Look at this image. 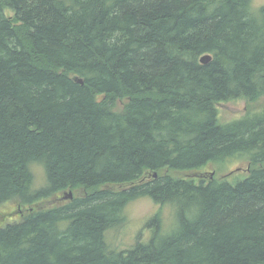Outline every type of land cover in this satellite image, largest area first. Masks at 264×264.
Returning <instances> with one entry per match:
<instances>
[{"label": "trees", "instance_id": "trees-1", "mask_svg": "<svg viewBox=\"0 0 264 264\" xmlns=\"http://www.w3.org/2000/svg\"><path fill=\"white\" fill-rule=\"evenodd\" d=\"M263 94L253 0H0V205L29 207L0 225V264L264 263V107L219 105ZM143 196L174 225L157 210L120 249L109 230Z\"/></svg>", "mask_w": 264, "mask_h": 264}, {"label": "rangeland", "instance_id": "rangeland-1", "mask_svg": "<svg viewBox=\"0 0 264 264\" xmlns=\"http://www.w3.org/2000/svg\"><path fill=\"white\" fill-rule=\"evenodd\" d=\"M253 5L255 7L262 6L264 5V0H253ZM7 14L14 17L13 12L10 10H7ZM219 105L222 120H231L245 115L250 110H257L264 107V94L261 95L259 99L255 100H250L248 98H238L236 100H229L220 103ZM215 167L217 168L215 164L211 163L205 169L184 172L182 175H188L190 177L205 176V179H207L210 178L211 174L216 172ZM248 167L249 163L246 159L230 161L229 163L224 164L223 168L225 170L223 169L222 171H219L218 175L222 176L233 170L232 172H234V174H242L236 177L242 178L247 175ZM38 169L41 170L40 168ZM38 169L36 168L35 171L37 186H39L40 179L42 177V174L38 172ZM126 186L127 185H110V187L116 189L124 188ZM70 193L72 194V197H75L73 191H69L67 193L65 192L63 196L55 199L54 203L60 202L62 200V202L68 200L66 198H69ZM47 202L48 201H43L41 205L47 206ZM50 203L52 202L49 201V204ZM28 209L29 207L21 206L12 202L0 205V225H4L6 222L12 220H18L20 218V214H24ZM157 210H161V213L164 216L163 220H165V231H169L174 225V218L172 221V212L170 206L162 205L160 208V206L156 204L150 197H138L134 200H131L125 207V219H122L123 221H121L123 224L109 230L108 237L111 243L118 245L120 249H127L137 242L147 243L152 235L151 228L149 225H147V221Z\"/></svg>", "mask_w": 264, "mask_h": 264}, {"label": "water", "instance_id": "water-1", "mask_svg": "<svg viewBox=\"0 0 264 264\" xmlns=\"http://www.w3.org/2000/svg\"><path fill=\"white\" fill-rule=\"evenodd\" d=\"M209 60H210V55H205L201 58V61H203V62H207ZM75 79H76V81L83 83V80L81 78L75 77ZM155 175H157L156 172H155ZM259 264H264V263H259Z\"/></svg>", "mask_w": 264, "mask_h": 264}, {"label": "bare ground", "instance_id": "bare-ground-1", "mask_svg": "<svg viewBox=\"0 0 264 264\" xmlns=\"http://www.w3.org/2000/svg\"><path fill=\"white\" fill-rule=\"evenodd\" d=\"M79 78V77H78ZM155 175V173H154ZM155 177H157V175H155ZM67 193V192H66ZM70 195V194H69ZM66 196V195H65ZM66 199H72V194L69 196V198H66Z\"/></svg>", "mask_w": 264, "mask_h": 264}, {"label": "flooded vegetation", "instance_id": "flooded-vegetation-1", "mask_svg": "<svg viewBox=\"0 0 264 264\" xmlns=\"http://www.w3.org/2000/svg\"><path fill=\"white\" fill-rule=\"evenodd\" d=\"M212 175H214V174H212ZM201 177V176H200ZM70 195H71V193H70ZM138 243V242H137Z\"/></svg>", "mask_w": 264, "mask_h": 264}]
</instances>
